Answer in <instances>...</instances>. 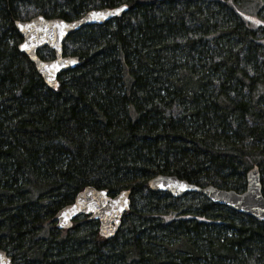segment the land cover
Wrapping results in <instances>:
<instances>
[{
	"label": "trees",
	"instance_id": "16d2710c",
	"mask_svg": "<svg viewBox=\"0 0 264 264\" xmlns=\"http://www.w3.org/2000/svg\"><path fill=\"white\" fill-rule=\"evenodd\" d=\"M122 4L69 36L81 64L56 89L19 50L31 9ZM256 165L264 192V0H0V248L15 264H264V222L148 186L175 174L242 192ZM89 185L132 193L111 238L89 215L57 227Z\"/></svg>",
	"mask_w": 264,
	"mask_h": 264
},
{
	"label": "water",
	"instance_id": "95a60500",
	"mask_svg": "<svg viewBox=\"0 0 264 264\" xmlns=\"http://www.w3.org/2000/svg\"><path fill=\"white\" fill-rule=\"evenodd\" d=\"M118 9L122 10L117 11ZM128 9V4L92 8L75 19L50 17L42 13L33 14L28 18H18L14 24L22 38L18 46L19 50L35 63L45 83L50 88L56 89L63 72L75 69L81 64L80 56L65 51L69 36L85 26L106 24L125 14ZM94 13L99 15L94 16ZM25 45L27 47H24ZM46 48L54 52L53 58L47 59L41 56L40 51ZM53 65L57 67L53 68ZM246 181V189L238 192L213 184H196L175 174H158L148 180V186L153 192H165L174 198L198 193L214 204L264 222V192L259 166L256 165L247 171ZM131 203L132 193L128 189L111 196L107 189L89 185L77 194L72 203L62 207L54 219L59 229H66L73 225L78 216L89 215L90 218L99 221L100 234L111 238L120 229L123 216L131 209ZM0 264H15L14 257L1 248Z\"/></svg>",
	"mask_w": 264,
	"mask_h": 264
},
{
	"label": "rangeland",
	"instance_id": "374dc122",
	"mask_svg": "<svg viewBox=\"0 0 264 264\" xmlns=\"http://www.w3.org/2000/svg\"><path fill=\"white\" fill-rule=\"evenodd\" d=\"M32 14H34V10L31 9L29 11V15H32ZM67 51H69V50H67ZM242 262H244L245 264H260L257 259L251 258L248 256L245 259H243Z\"/></svg>",
	"mask_w": 264,
	"mask_h": 264
},
{
	"label": "snow or ice",
	"instance_id": "6c2138e0",
	"mask_svg": "<svg viewBox=\"0 0 264 264\" xmlns=\"http://www.w3.org/2000/svg\"><path fill=\"white\" fill-rule=\"evenodd\" d=\"M121 10H122V9H118L117 11H121ZM93 15H94V16H98L99 14H95V13H94ZM24 47H27V45H25ZM52 67H53V68H56L57 66H56V65H53Z\"/></svg>",
	"mask_w": 264,
	"mask_h": 264
}]
</instances>
